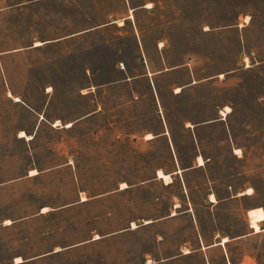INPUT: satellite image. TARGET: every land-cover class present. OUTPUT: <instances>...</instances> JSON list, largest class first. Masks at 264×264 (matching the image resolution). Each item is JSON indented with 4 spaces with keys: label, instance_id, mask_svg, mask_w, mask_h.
<instances>
[{
    "label": "rangeland",
    "instance_id": "374dc122",
    "mask_svg": "<svg viewBox=\"0 0 264 264\" xmlns=\"http://www.w3.org/2000/svg\"><path fill=\"white\" fill-rule=\"evenodd\" d=\"M0 264H264V0H0Z\"/></svg>",
    "mask_w": 264,
    "mask_h": 264
},
{
    "label": "bare ground",
    "instance_id": "6f19581e",
    "mask_svg": "<svg viewBox=\"0 0 264 264\" xmlns=\"http://www.w3.org/2000/svg\"><path fill=\"white\" fill-rule=\"evenodd\" d=\"M38 45H40V43H39ZM229 112H230V109H229V107H228L227 110L223 111L222 114L225 116L226 113H229ZM71 125H72L71 123L68 124L69 127H70ZM21 136H22V137L26 136V135H25V132H21ZM150 138H152L151 135H149V139H150ZM198 163H199V165H203V164L205 163V161H204V159H203L202 156H199V157H198ZM31 173H33V172H31ZM30 175H31V174H30ZM158 176H159L158 178H161V179L164 180L166 183H170V182L172 181L171 176L165 174L163 171H159V172H158ZM125 187H127V185H126L125 183L122 184V188H125ZM251 192H252V189H249V190L247 191V194H251ZM212 198H213V196H212ZM83 199H85V198H83ZM84 201H85V200H84ZM148 223H149V222H148ZM133 227H135V225H133ZM251 227H252L253 229H255L256 232H259V231H260V227H259V225H258L257 223H252ZM223 241H227V237L224 238ZM19 261H20V260H19Z\"/></svg>",
    "mask_w": 264,
    "mask_h": 264
},
{
    "label": "crops",
    "instance_id": "0c3cea01",
    "mask_svg": "<svg viewBox=\"0 0 264 264\" xmlns=\"http://www.w3.org/2000/svg\"><path fill=\"white\" fill-rule=\"evenodd\" d=\"M152 136V135H151ZM152 138H153V136H152ZM151 139V138H150ZM204 165V164H203ZM200 166H202V165H200ZM159 171H161V170H159ZM158 171V172H159ZM180 172V171H179ZM166 174V173H165ZM167 175H169V174H167ZM157 176H158V173H157ZM171 176V175H170ZM159 177V176H158ZM159 179H161V178H159ZM162 180V179H161ZM164 181V180H163ZM165 182V181H164ZM166 183V182H165ZM122 184H124V183H122ZM126 184V183H125ZM166 184H169V183H166ZM127 185V184H126ZM125 188H127V187H125ZM125 188H122V186H121V189H125ZM212 196H213V198H212ZM211 196V198H212V200H211V202H217V200H216V198H215V196L214 195H212ZM85 199H82V201H84ZM178 207V206H177ZM176 213H173V215H175ZM149 221H146V223H148ZM133 225H135V227H137V225L135 224V223H132V227H133ZM135 227H133V228H135ZM96 238H99V236H96ZM225 238V237H224ZM224 238H222V241L220 242V244L221 245H225V244H222V242H224L223 241V239ZM228 242V241H227ZM216 244H212V246L211 247H213V246H215ZM185 255H190L191 253H190V251L189 250H186L185 251V253H184ZM20 260V261H19ZM18 263H20V262H22V260L21 259H18V261H17Z\"/></svg>",
    "mask_w": 264,
    "mask_h": 264
}]
</instances>
